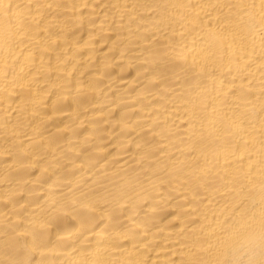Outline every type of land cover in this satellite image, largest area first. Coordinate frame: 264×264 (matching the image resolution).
Masks as SVG:
<instances>
[{
  "label": "bare ground",
  "instance_id": "bare-ground-1",
  "mask_svg": "<svg viewBox=\"0 0 264 264\" xmlns=\"http://www.w3.org/2000/svg\"><path fill=\"white\" fill-rule=\"evenodd\" d=\"M0 264H264V0H0Z\"/></svg>",
  "mask_w": 264,
  "mask_h": 264
}]
</instances>
